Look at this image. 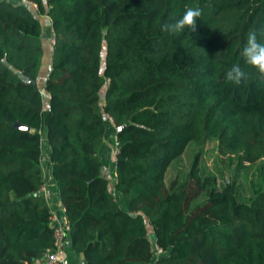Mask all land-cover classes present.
Masks as SVG:
<instances>
[{"label": "trees", "instance_id": "1", "mask_svg": "<svg viewBox=\"0 0 264 264\" xmlns=\"http://www.w3.org/2000/svg\"><path fill=\"white\" fill-rule=\"evenodd\" d=\"M187 7L201 11L196 31L162 29ZM261 28L264 0H0V264H30L51 246L44 145L81 264H264V77L241 54ZM234 64L248 73L238 85L225 80ZM109 125L111 188L99 156ZM211 137L236 167L257 165L248 201L229 180L194 202ZM190 143L185 177L166 186Z\"/></svg>", "mask_w": 264, "mask_h": 264}, {"label": "rangeland", "instance_id": "2", "mask_svg": "<svg viewBox=\"0 0 264 264\" xmlns=\"http://www.w3.org/2000/svg\"><path fill=\"white\" fill-rule=\"evenodd\" d=\"M45 24L42 22L41 27V41L50 44L51 33L49 30H45ZM44 53V51H43ZM103 87H101L102 91ZM109 141L108 137L106 138ZM105 140V142H106ZM115 150L113 142L108 145L106 155H102L103 160L105 158H112V153ZM196 151V147L193 143L187 145L183 153L172 160L166 169L164 180L166 186L174 180L178 181L185 177V173L193 158V154ZM105 153V150H102ZM261 160V159H260ZM112 161V160H111ZM195 165L198 167L199 172L203 178L205 189H203L194 202H200L207 194V189H220L226 181L234 180L237 186L236 196L239 200L248 201L251 196V185L258 177L257 165L245 164L244 167L235 166V158L233 156H219L216 152V138H209L199 151V155L196 158ZM193 202V203H194ZM52 214V213H50ZM55 217V215H52ZM59 264V263H58Z\"/></svg>", "mask_w": 264, "mask_h": 264}, {"label": "crops", "instance_id": "3", "mask_svg": "<svg viewBox=\"0 0 264 264\" xmlns=\"http://www.w3.org/2000/svg\"><path fill=\"white\" fill-rule=\"evenodd\" d=\"M41 17L43 18L42 22L45 24V28H46V25L49 23L48 17L44 14H42ZM41 27H42V25H41ZM41 63L42 64L40 66L38 75L36 77V81H37V84L39 85L40 89L42 87V83H43V80L45 78L48 66H49V59L48 58L43 59V61ZM43 97H46V93H44ZM44 100H45V98H44ZM114 130H115V127L113 125H109V127H108L109 136H107L109 141H107L105 139L106 142L104 145H106V147L102 149V150H105V153L102 152V150L101 151L99 150V156L101 159V166H100L101 174L108 179L109 188L112 187V183H113L112 179H114V169H113V158H114V156H113V153L115 150L112 153L111 159L105 158V160H103L102 155H106V150L108 148V145L110 146V143L113 142ZM48 149H49L48 146H46V145L42 146L41 152L39 155V164L41 166L42 173H43V183L41 184L43 186V188L39 189V192L45 198L51 213L53 215H55L56 218L63 219L61 203L58 199V194H57V190L55 187L54 180L50 175V168H49V164H48ZM111 190L114 193L115 198L118 199L119 194L115 190H113V189H111ZM119 203L120 204L123 203V200L121 198H119ZM37 261H38V259L33 260V262H31L30 264H37ZM58 263L59 264H81L80 257L78 255H76L71 250L67 236L65 238L64 247L59 253V262ZM125 264H128V263H125Z\"/></svg>", "mask_w": 264, "mask_h": 264}, {"label": "clouds", "instance_id": "4", "mask_svg": "<svg viewBox=\"0 0 264 264\" xmlns=\"http://www.w3.org/2000/svg\"><path fill=\"white\" fill-rule=\"evenodd\" d=\"M201 16L199 8L187 7L181 18L175 23L162 25L163 30L170 32H180L187 27L191 31H196L197 18ZM258 35H264V28L249 31L246 42L242 48V57L247 65L256 69L260 76L264 77V43L258 39ZM248 73L239 64L232 65L225 73V80L233 84H240L247 79Z\"/></svg>", "mask_w": 264, "mask_h": 264}, {"label": "built area", "instance_id": "5", "mask_svg": "<svg viewBox=\"0 0 264 264\" xmlns=\"http://www.w3.org/2000/svg\"><path fill=\"white\" fill-rule=\"evenodd\" d=\"M114 145H115V142H114ZM42 188L43 186L40 185V189ZM52 215L53 214L49 215V219L52 223V226H51L52 227V230H51L52 243L49 248L45 249L41 253L40 257L38 258L37 264H58L59 253L63 249L64 244H65V238L67 234L65 231L63 220L53 217Z\"/></svg>", "mask_w": 264, "mask_h": 264}, {"label": "water", "instance_id": "6", "mask_svg": "<svg viewBox=\"0 0 264 264\" xmlns=\"http://www.w3.org/2000/svg\"><path fill=\"white\" fill-rule=\"evenodd\" d=\"M2 60L5 61L4 59H2ZM9 68L12 69V70H14L18 75H20V71L15 70L14 67L9 66ZM21 78H22L23 80L32 81L31 78H27L25 75H21ZM15 124H16L18 127L26 128L25 125H22V124H20V123H15ZM150 238H151V239L153 238V237H152V234H150Z\"/></svg>", "mask_w": 264, "mask_h": 264}]
</instances>
